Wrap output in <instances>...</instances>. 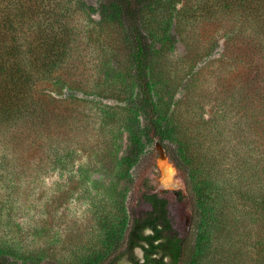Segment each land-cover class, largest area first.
Here are the masks:
<instances>
[{
	"label": "rangeland",
	"instance_id": "1",
	"mask_svg": "<svg viewBox=\"0 0 264 264\" xmlns=\"http://www.w3.org/2000/svg\"><path fill=\"white\" fill-rule=\"evenodd\" d=\"M66 6L72 36L64 61L35 84L32 121L0 136V239L14 238L19 253L2 263L101 262L98 246L118 244L101 242L105 230L124 232L131 209L149 208L136 202L133 188L156 148L148 175L168 199L173 225L181 234L191 232L201 245V264H264V223L247 166L239 181L232 180L236 191L220 205L211 191L192 222L190 199L179 200L175 192H184L180 175L146 134L127 31L102 15L99 0H67ZM148 18L144 26L152 48L148 73L156 120L163 126L174 120L199 137L192 163L198 175H230L237 156L246 155L242 109L237 113L231 96L253 74L216 43L227 44L224 34L218 37L219 22L205 20L187 36L177 31L176 15L177 28L164 40L158 26L167 29L168 19ZM205 151L218 163L208 165L201 157Z\"/></svg>",
	"mask_w": 264,
	"mask_h": 264
},
{
	"label": "trees",
	"instance_id": "2",
	"mask_svg": "<svg viewBox=\"0 0 264 264\" xmlns=\"http://www.w3.org/2000/svg\"><path fill=\"white\" fill-rule=\"evenodd\" d=\"M99 2L102 15L128 33L134 80L146 115V134L148 139L161 146L180 175L184 192L179 188L175 192L179 200L185 197L190 199L192 222L198 210L205 207L209 198L206 196L212 194L211 191L214 190L215 197L212 199H217V205L223 202L225 196L236 191L235 185L230 187L232 180L236 182L242 178V166L246 165L250 174L249 183L257 186L259 201L256 210L260 213V221L264 223V0ZM66 4L67 0H0V136L13 133L19 124L29 119L32 121L31 118L37 111L35 84L64 61L72 36L67 21L69 8ZM160 15L168 19L167 23L170 22L167 29L161 30V23L158 26V32L164 36V40H169L167 32H173L177 27V31L181 30L190 36L191 31L205 20L219 22L218 37L224 34L227 44L224 47L222 41L217 39L216 43L223 49L227 48L230 58L233 61L241 60L247 67V72L253 74L247 76L244 87L240 90L234 87L231 96L237 113L242 109L246 155L240 153L237 156L228 176L214 177L211 172L206 178L198 175L192 163L196 162L194 156L197 153L194 151L201 145L199 137L194 134L190 136L187 129L183 130V125L174 120H168L163 126L155 118L148 73L152 48L144 25L148 22V17L157 19ZM176 15L180 17V23L178 21L179 26L174 27ZM239 123L233 124L235 128L238 129ZM240 128L242 132L243 126ZM221 131H218V136L222 138L215 136L214 142L224 140ZM13 145L16 146L15 143ZM53 147L58 149L57 146ZM156 157L157 151L153 148L133 188L136 202L143 201L149 208L137 212L131 209L124 232L111 227L107 230L105 221L99 220L101 225H106L103 226L106 230L100 238L101 242L118 241L111 248L100 245L96 250L101 260L110 257L107 264L127 255L134 264H201L205 253L201 245L195 242L191 232L181 234L173 225L168 199L159 193L148 175V171L155 165ZM201 157L208 165L218 163V159L210 156L207 151ZM3 158L5 161L2 153L1 159ZM259 162H262V166L258 165ZM222 209L219 208V215ZM218 220L220 221L216 218L217 222ZM117 233L118 237H115L114 234ZM15 242L12 237L0 239V264H3L7 256L18 257ZM102 246H106V250ZM134 247L143 250V262H139L132 254ZM10 264L17 262L12 261Z\"/></svg>",
	"mask_w": 264,
	"mask_h": 264
},
{
	"label": "flooded vegetation",
	"instance_id": "3",
	"mask_svg": "<svg viewBox=\"0 0 264 264\" xmlns=\"http://www.w3.org/2000/svg\"><path fill=\"white\" fill-rule=\"evenodd\" d=\"M132 254L136 257V259L139 262H143L144 261L143 250L140 247H134L133 250H132ZM109 260H110V257L104 258L98 264H107L108 262H110ZM165 260H167V258H165ZM112 264H134V262L127 255V256L121 258L120 260L114 261Z\"/></svg>",
	"mask_w": 264,
	"mask_h": 264
}]
</instances>
